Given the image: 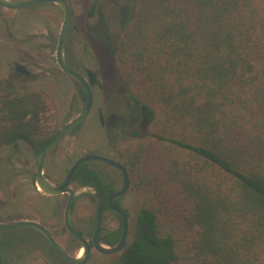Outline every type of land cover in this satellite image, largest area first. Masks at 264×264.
I'll list each match as a JSON object with an SVG mask.
<instances>
[{
  "label": "trees",
  "instance_id": "trees-1",
  "mask_svg": "<svg viewBox=\"0 0 264 264\" xmlns=\"http://www.w3.org/2000/svg\"><path fill=\"white\" fill-rule=\"evenodd\" d=\"M130 8L113 60L147 131L116 148L139 208L113 264H264V0ZM60 129L44 89L0 71V149L37 154ZM100 178L82 163L72 182Z\"/></svg>",
  "mask_w": 264,
  "mask_h": 264
},
{
  "label": "rangeland",
  "instance_id": "rangeland-1",
  "mask_svg": "<svg viewBox=\"0 0 264 264\" xmlns=\"http://www.w3.org/2000/svg\"><path fill=\"white\" fill-rule=\"evenodd\" d=\"M93 1L68 0L72 25L75 26L69 33L66 45L68 63L85 77V68L92 69L97 75V84L92 87L94 102L86 118L46 154L45 173L53 182L63 181L67 169L82 154L114 156L117 146L122 145L125 137H131L134 131H147L138 105L133 102L132 90L121 77L113 60L116 39L130 20L133 0H97L100 5L98 11L93 10L90 15L88 13ZM117 2L121 7L126 4V9L123 7L117 10L116 6L113 7ZM62 22L63 14L56 4L26 9L0 6V71L10 76L17 87L44 89L56 103L61 128L84 107L81 87L60 69L56 60V46ZM15 63H22L34 77L28 78L17 73L14 69ZM99 108L102 109L105 126L100 120ZM111 115L119 121L125 116L123 122L131 123L130 128L125 129L119 136L115 135L108 124ZM11 153V147L2 150L4 156ZM15 154L19 159L11 166L18 168L5 169L0 166V182L27 183L29 174L31 176L35 172L36 154L28 145L18 143ZM114 158L117 159V156ZM89 161L88 165L102 168L112 176L116 175L117 169L104 161ZM28 194L31 192L21 195L15 185H0V201L11 197H23L26 200ZM52 200L45 203L48 216L55 214L53 209L57 207ZM138 208L136 194L132 189L127 208L131 227L127 244L133 238ZM106 217H110L109 214ZM103 228H108V221H104ZM21 239L34 240L45 245L37 232L30 228L0 229V249L3 252L8 247L6 244H15ZM116 256L102 255L92 250L82 264H113Z\"/></svg>",
  "mask_w": 264,
  "mask_h": 264
},
{
  "label": "flooded vegetation",
  "instance_id": "flooded-vegetation-1",
  "mask_svg": "<svg viewBox=\"0 0 264 264\" xmlns=\"http://www.w3.org/2000/svg\"><path fill=\"white\" fill-rule=\"evenodd\" d=\"M49 4H54V3H49ZM43 5H45V4H43ZM38 6H42V5H38ZM69 6H70V4H69ZM99 6L100 5H99V3H97V0H94L90 6V11H93V10L98 11ZM115 6H116L117 10H119V8L122 9L123 7L126 9L127 5L125 4V5H123V7H121L120 4L118 3V4H115L113 7H115ZM1 7H3V6H1ZM33 7H36V6H33ZM4 8H6V7H4ZM27 8H32V7H27ZM11 9H13V8H11ZM21 9H26V8H21ZM70 10H71V7H70ZM72 28H75V26L72 25V12H71V28H70V31ZM116 41H117V39H116ZM66 45H67V43H66ZM115 45H116V43H115ZM65 56H66V49H65ZM66 59H67V57H66ZM67 62H68V60H67ZM14 69H15V66H14ZM86 69L87 68H85V73H86ZM21 75H24V74H21ZM31 75L32 76H30V77H28V76H26V77L33 78L34 74L31 73ZM86 77H87V75H86ZM96 84H97V80H96V83L94 85H96ZM93 96H94V93H93ZM93 102H94V99H93ZM133 102H134V100H133ZM84 104H85V94H84ZM134 104H135V102H134ZM98 114L103 116L101 108H99ZM110 118H111V120H109L108 124L111 125V127L113 128L115 135L119 136V134L121 135L125 129L130 128L131 123L125 124L123 122L125 120L124 119L125 116H122V118H121L122 120H120V121L116 120V118H114V116L112 117V115L109 116V119ZM102 124L105 126L106 121L104 120L102 122ZM79 125H77V126H79ZM75 128H73V129H75ZM6 147H11L12 153L4 156L2 154V150ZM4 148L0 149V166H3V168H5V169L18 168V167L11 166L12 163L18 161V159H19L15 154V151L17 149V144L5 146ZM82 155H85V154H82ZM115 155L117 156V159L114 158ZM115 155L113 156L112 154L111 155L106 154L103 156H106L108 158H111V159L121 163L125 168V165H124V163H123V161H122V159H121V157L117 151L115 152ZM36 156H37V154H36ZM81 156H79V157H81ZM45 157H46V155H45ZM74 161H73V163H74ZM92 161H94V160H92ZM35 162H36V160H35ZM88 162H90V161H86L84 163L87 164L89 169L98 172L100 177H101L100 178V186L92 185V186H95L99 190V192L102 196V201H103L102 221H101V228H100V232H99V240L103 244L113 246V245H110V244L103 242L100 239V237L105 232H116L117 233L120 230V235L118 238V241H119V239L123 233V229H124L123 218H122L121 214H119L115 209H113L112 207L109 206V197L111 194H113L115 192H120L121 190H123V188L125 186V176H124V174L120 168H118L117 166H114L108 162L104 161L105 163H107V164H109V165H111L117 169L116 175L112 176V175L106 173L104 170H102V168H95L94 166H90V165H88ZM72 164L70 165V167L72 166ZM69 168L67 169L66 173L68 172ZM36 170H37V166H36ZM36 170L33 174H31V176L29 174V182H27V183H20V182H17V183L5 182L4 183V182H0V185H5V186L15 185L20 190L21 195H23L24 192H28V193H29V191L31 192V194H28L26 200L23 197H20L18 199H16L15 197L1 199V201H0V223L5 224V223H11V222L23 221V220L36 222V223L40 224L41 226H43L44 228H46V230H48V232L51 234V236L56 241V243L58 245H60L68 255H70V256H77L78 255V257H80L81 255L78 254L79 253L78 251L81 248H83L81 241L78 238H76L74 235H72V233L66 228L65 223H64V211H65V206H66L67 199H68V194L67 193H61V194H58L55 196H46V195L41 194L33 186L32 180L35 176ZM125 170H126V168H125ZM126 172H127V170H126ZM44 175L46 178H48V180L50 182H52L56 186L60 185L66 177V174H65L63 181L53 182L51 180V178H49V176H47V174L45 173V168H44ZM127 178H128V184H127L126 188L124 189V191L112 198V205L114 207H117L118 209H120L127 218V233H126V237H125L124 245H123L122 249L119 252H117L115 254H111V255H118L125 248V245L127 244V237L131 232L130 220H129V214H128L127 208H128V203H129L130 191L133 189V184H132V181L130 179L128 172H127ZM77 185H91V184H75L71 180V186L72 187L77 186ZM24 187H26V189ZM39 189L40 188L38 187V190ZM51 199H53L52 201H55L54 204H56L57 207L55 206L56 209H53L55 214L48 216V214L46 212L45 203ZM98 204H99V201H98V198L96 196H94L92 194L85 193V194H82V195H79L78 197H76L73 200L72 207H71V221H72L73 228L75 231L80 233L83 236V238L86 240V242L88 243V245L90 247V253H92V250L97 251L93 246V233L95 230L96 213H97ZM107 214H109L110 217H106ZM104 221H108V228L107 229L103 228ZM19 227H27V228H30V229L34 230L35 232H37V234L44 240V243L46 246L39 243L38 241L29 240V239H21L15 244H6L8 247L5 249L4 252L0 249V264H72V263H69L68 261H66L59 254V252L50 245V243L48 242V240L46 239V237L43 235L42 232H40L39 230H37L33 227H29V226H19ZM11 228H16V227H11ZM4 229H8V228H4ZM98 253H100V252H98ZM100 254H102V253H100ZM102 255H108V254H102Z\"/></svg>",
  "mask_w": 264,
  "mask_h": 264
},
{
  "label": "water",
  "instance_id": "water-1",
  "mask_svg": "<svg viewBox=\"0 0 264 264\" xmlns=\"http://www.w3.org/2000/svg\"><path fill=\"white\" fill-rule=\"evenodd\" d=\"M49 3H54L58 5L63 14V22L60 28L57 46H56L57 63L60 69L68 77L73 79L77 84L81 86L85 94V104H84L83 110L76 117L68 121V123H66L59 130V132L41 150H39L36 156L37 170H36L35 176L32 181H33L34 188L43 195L55 196L61 193L68 194V199H67V203H66L65 211H64V223H65L66 228L72 233V235H74L76 238H78L81 241V244L83 247V254L80 257H78V255L77 256L68 255L65 252V250L56 243V241L53 239V237L48 232V230H46V228H44L40 224L33 222V221L23 220V221H15V222L5 223V224L0 223V229L19 227V226L33 227L43 233V235L46 237L50 245L54 249H56L66 261L72 264H82L88 259L90 255V247L88 243L86 242V240L83 238V236L77 231H75L73 228L72 221H71V207H72L73 200L79 195H82L85 193L92 194L98 198L99 204L97 207L95 230L93 233V246L98 252L102 254H108V255L115 254L119 252L124 245V240H125L126 233H127V218L120 209L112 205V198L124 191V189L126 188L128 184V178H127V172L121 163L111 158H108L106 156L97 154V153H87L77 158L72 164V166L69 168L68 172L66 173V177L64 181L58 186L50 182L48 178H46L44 175L46 153L52 147H54L68 132H70L73 128L79 125L90 112L92 105H93V99H94L92 86H94L97 80V75L92 69L87 68L86 69L87 77H84L82 74L72 69L67 62V59L65 56V49H66V43H67V39L69 36L70 28H71V10H70V6L67 0H0L1 6L6 7V8H13V9H21V8L33 7V6L49 4ZM15 71L20 74H24L25 76H28V77L32 76L30 71L21 63L15 64ZM100 120L101 122H103L102 115H100ZM89 160H102V161L108 162L120 168L125 176V186L123 190H121L120 192H115L111 194L109 197V206L115 209L119 214H121L123 221H124L123 233L119 241L113 246L103 244L99 240V232H100L101 221H102V205H103L102 196L99 190L95 186H92V185H77L74 187L71 186V180H72L73 174L76 171V169L82 163L89 161ZM38 187L40 188L39 190H38Z\"/></svg>",
  "mask_w": 264,
  "mask_h": 264
},
{
  "label": "bare ground",
  "instance_id": "bare-ground-1",
  "mask_svg": "<svg viewBox=\"0 0 264 264\" xmlns=\"http://www.w3.org/2000/svg\"><path fill=\"white\" fill-rule=\"evenodd\" d=\"M79 253V255H82V253H83V248H81L79 251H78Z\"/></svg>",
  "mask_w": 264,
  "mask_h": 264
}]
</instances>
